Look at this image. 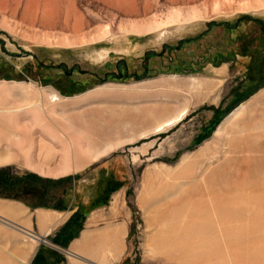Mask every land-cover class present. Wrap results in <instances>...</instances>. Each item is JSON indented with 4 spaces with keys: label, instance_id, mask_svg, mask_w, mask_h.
<instances>
[{
    "label": "rangeland",
    "instance_id": "rangeland-1",
    "mask_svg": "<svg viewBox=\"0 0 264 264\" xmlns=\"http://www.w3.org/2000/svg\"><path fill=\"white\" fill-rule=\"evenodd\" d=\"M32 2L53 24L33 26L27 0L15 14L14 2L0 8V107L37 104L59 127L114 148L59 179L21 159L1 164L14 181L0 201L62 211L67 193L89 197L81 232L90 220L94 232L125 228L123 252L115 260L109 249L106 264H264V0ZM175 8L203 12L200 27L165 38L130 31ZM53 34L75 44L51 45ZM53 94L60 101L49 105ZM248 145L260 151L240 152ZM21 224L0 216V264H34ZM56 264L88 263L60 254Z\"/></svg>",
    "mask_w": 264,
    "mask_h": 264
},
{
    "label": "bare ground",
    "instance_id": "bare-ground-1",
    "mask_svg": "<svg viewBox=\"0 0 264 264\" xmlns=\"http://www.w3.org/2000/svg\"><path fill=\"white\" fill-rule=\"evenodd\" d=\"M11 2L15 3L12 9V13L15 14L18 9V0H0V8L7 9L10 7ZM255 2L261 7L260 0H255ZM25 4L27 5L25 9H23L22 15L31 16L33 26L36 22H39L40 26H45L50 23L53 24L52 18L48 15V12V14L43 12L42 15L38 17V9L36 6L34 7L32 0H27ZM219 4L220 2L214 3V11L219 10ZM243 7L249 9L251 6L249 2L245 1L243 2ZM203 18L204 13L197 8L187 10L175 8L168 10L162 17H152V19L145 24L130 22L129 27L130 31L136 34L149 33L159 38H165L173 34L177 36L180 34L182 35L185 31L191 32L196 29L197 25V28H199ZM2 21L7 22L5 17H2ZM106 35L107 29L103 31L98 30L95 37H92L95 39L87 40V42L102 40ZM45 37L46 36H44V38ZM83 38L85 39V37H82V39ZM75 39L76 38L73 37L70 40L53 34L52 37H48L45 41L49 42L51 45L71 46L75 44ZM84 39L83 43L85 42ZM59 101L60 97L56 94H53L51 99L48 100L50 103L49 105ZM244 108L245 105L242 104L233 112L225 122L226 127L227 124L229 125V123L234 122L233 120L240 115ZM43 110L45 109L37 104H24L14 108L0 107V144L4 143L3 149L0 152V165L21 159L25 166L38 175L59 179L85 168L86 165L92 162L94 163L114 148L111 144H104L103 146L98 145L94 138L86 136V134L74 135L70 133L64 128L59 127L55 120L54 122L47 120V118L42 115L41 111ZM183 116L184 115H178L174 119L163 122L153 129L154 132L162 131L164 127L170 126L172 122H178ZM222 131L223 129H219L216 135L220 134ZM256 151L259 152L260 150L254 149L249 145L240 150V152L243 153H255ZM234 160L236 161V159ZM235 163L240 166L242 160L237 159ZM231 179V175H225L220 178L221 182H230ZM211 180L212 177L205 179V185L208 191L211 188ZM115 203H119L117 197L115 198ZM210 205L214 206L212 198H210ZM87 231L82 233L80 242L82 245L88 247L87 239L90 233ZM105 236L106 238L103 235L96 240L93 246H91V249L100 251L105 238L108 240L109 246L112 245V257L117 260L121 253V234L116 231H111ZM33 239L38 240L40 243V239L32 237L31 241H33Z\"/></svg>",
    "mask_w": 264,
    "mask_h": 264
},
{
    "label": "crops",
    "instance_id": "crops-1",
    "mask_svg": "<svg viewBox=\"0 0 264 264\" xmlns=\"http://www.w3.org/2000/svg\"><path fill=\"white\" fill-rule=\"evenodd\" d=\"M185 116V115H184ZM93 163V162H92ZM91 163V164H92ZM90 165V164H89ZM87 165V166H89ZM85 166V168L87 167ZM80 169L78 172L84 170ZM86 187H79L76 190V195L81 189ZM67 201H69V206L62 211L54 210H29V208L24 207L20 204L13 202L0 201V216H6L7 218L18 220L22 224L20 225L24 231L27 233L25 237L28 239L30 245V251L32 256V262L35 264H56L58 261V255L67 254L69 258L74 260L75 257L82 258L81 255H85L88 260H96L97 263L106 264L108 261V251L111 249L109 246L106 234L111 231H116L121 234V253L123 252V238L125 237L124 226L109 227L100 232H94L91 227V220L86 225L83 232L90 233L88 235L87 243L88 247L82 245L80 240L83 232H80L77 238L67 241L70 233L75 232V228L70 230L63 229L71 217L79 210L80 205L89 197H84L81 200L75 198V194L68 195ZM80 204V205H79ZM2 211V212H1ZM104 235V240L102 244L101 251H94L91 246ZM32 237L44 238L47 240L44 244L45 249L41 248V244L38 240H32ZM57 247V248H56ZM67 250V251H66ZM112 250V249H111ZM75 256V257H74Z\"/></svg>",
    "mask_w": 264,
    "mask_h": 264
},
{
    "label": "trees",
    "instance_id": "trees-1",
    "mask_svg": "<svg viewBox=\"0 0 264 264\" xmlns=\"http://www.w3.org/2000/svg\"><path fill=\"white\" fill-rule=\"evenodd\" d=\"M14 178L11 175L6 176L5 172L0 170V186L3 188H9L13 186ZM83 220L85 216L81 213L80 209L71 217L63 229L70 230L75 228L74 233H70L67 241L77 238L83 228Z\"/></svg>",
    "mask_w": 264,
    "mask_h": 264
},
{
    "label": "water",
    "instance_id": "water-1",
    "mask_svg": "<svg viewBox=\"0 0 264 264\" xmlns=\"http://www.w3.org/2000/svg\"><path fill=\"white\" fill-rule=\"evenodd\" d=\"M40 239V243H44V244H46V242H47V240L46 239H44V238H39ZM79 260H81V261H83V262H85V263H88V264H92L91 262H89V261H87V260H85V259H81V258H79Z\"/></svg>",
    "mask_w": 264,
    "mask_h": 264
}]
</instances>
